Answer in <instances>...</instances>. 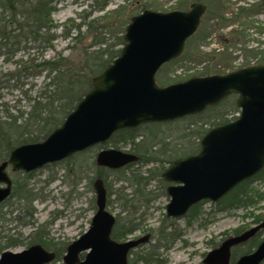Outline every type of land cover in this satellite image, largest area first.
I'll use <instances>...</instances> for the list:
<instances>
[{
    "label": "water",
    "instance_id": "obj_1",
    "mask_svg": "<svg viewBox=\"0 0 264 264\" xmlns=\"http://www.w3.org/2000/svg\"><path fill=\"white\" fill-rule=\"evenodd\" d=\"M206 11L202 2L187 10L144 9L127 23L119 54L92 79L91 88L62 123L43 140L22 143L0 162V203L12 186L7 172H30L60 161L76 152L104 143L118 129L148 122H165L202 112L230 94H236L239 115L203 134L200 150L176 158L162 172L170 184L165 205L168 217L179 218L202 200L217 202L242 181L264 169V64L240 67L225 73L191 76L159 85L158 69L180 56L185 41L199 27ZM137 160L131 152L102 148L95 156L98 165L118 169ZM96 210L89 227L71 241L62 256L63 264H127L130 250L149 240L144 234L117 241L111 237L115 216L106 209V189L101 179L94 184ZM264 229V220L239 234L224 238L208 250L202 264H230L231 248ZM83 256L80 257V254ZM55 253L40 244L19 251L0 253V264H48ZM264 237L250 253L233 264H263Z\"/></svg>",
    "mask_w": 264,
    "mask_h": 264
},
{
    "label": "trees",
    "instance_id": "obj_2",
    "mask_svg": "<svg viewBox=\"0 0 264 264\" xmlns=\"http://www.w3.org/2000/svg\"><path fill=\"white\" fill-rule=\"evenodd\" d=\"M60 0H0V56L4 60H11L19 50L27 51L36 47L40 53L48 49H53V41L57 37L70 39L71 44L68 46L70 52L63 54V52H56L52 57L39 58L35 60L28 55L25 59L20 57L15 60V68L10 72L0 73V86L12 82L11 87H19L21 79H26L29 75L43 74V83L39 91L34 96H29L24 92L29 101V109L17 110L16 114H12L7 107L0 111V162L6 160L9 152L15 146L22 143L36 142L44 139L53 129L59 126L64 120L65 116L75 107L81 100L84 94L91 88L92 79L94 76L102 72L112 60L119 54L121 47L124 44L123 33L130 18L137 13L135 6L129 4L119 5L111 12H106L102 15L91 16V11L86 14L79 15V20L67 18L64 22L56 24L52 18V12L55 10L56 3ZM94 6L92 12L102 11L108 5L109 0H92ZM192 2H202L206 5V12L203 18L206 21H212L209 28L205 31H196L185 41V46L190 40L198 39L205 40L210 30L219 31L228 25L239 22L240 29H231L227 32L229 38H221L222 50L216 51L215 49L203 52L198 49L196 57L199 61L206 60L205 67L197 74H191L180 80L166 81L158 79L157 73L155 80L159 85H166L176 81L185 80L191 76H204L215 73H225L233 70L231 67L225 70L212 66L218 58L224 54V50L239 42H246L248 39V29L255 28L257 32L262 31L259 25L252 24L250 17L255 13V10L264 8V0L251 3L248 6L239 5L236 10H233L235 3L231 0H176L175 4L169 9H161V7L153 6V10L168 11L173 9L187 10ZM143 7V6H142ZM259 7V8H258ZM145 7L142 8V10ZM117 16V21H111V18ZM116 18V17H115ZM60 27V30L58 29ZM59 32H56V30ZM202 32V33H201ZM184 46V47H185ZM186 50V49H185ZM254 54H260L256 64H264L263 51H254ZM181 56V55H180ZM179 56V57H180ZM177 57L170 60L173 63L179 60ZM242 66L249 65L250 62L245 61ZM168 63V62H167ZM166 64V63H165ZM163 64V65H165ZM162 65V66H163ZM161 66V67H162ZM160 67V69H161ZM231 68V69H230ZM33 71V72H32ZM236 95V94H230ZM228 95L227 97H229ZM226 97V98H227ZM206 107L202 112L197 114L186 115L172 121L165 122H148L144 124H158L159 126H175L178 124L185 125V133L173 140V143H165L161 152L157 154L156 149L148 150L151 142L145 144L142 141H136L139 133L140 126L133 128H121L116 130L108 140L102 144H98L102 148L110 144L114 148H118L120 144L130 145L129 152L137 156V160L143 163L150 161L159 162L161 167L157 176L162 183L161 193L165 194L166 182L161 177V171L165 169L164 162L171 164L176 158L193 154L200 149V139L203 134L211 127L226 123L236 116L228 118L227 115L234 110L238 112L236 100L231 101L234 105L230 110L225 113L219 112L220 104ZM204 112L214 113L213 118L210 120L204 117ZM203 116V117H202ZM209 125V126H206ZM179 138H181L179 140ZM182 140V141H181ZM196 140V141H195ZM94 146L85 149H93ZM76 152L72 156L67 157L58 162H66L69 167L71 158L82 156L84 151ZM96 155V154H95ZM135 161V162H136ZM57 163V162H56ZM91 165L94 168V177L100 178L106 188L107 199L106 204L110 201V196L115 193L118 194V189H112L108 180L111 174L116 175L114 179L126 180L130 184H138L140 194H143L142 186H146L148 179H151L153 174L149 176L138 178L132 176H122L126 169H131L132 163L127 164L119 169H108L99 166L95 161V156H91ZM75 166L72 165L71 169ZM18 173H23L19 176ZM31 172L14 171L16 177L12 180V188L9 196L0 203V223L15 222V225L34 224L33 219L35 208L32 203L39 199L40 196L37 192L29 187L28 179ZM73 175L75 171L72 172ZM264 180V169L252 178L242 181L234 187L228 194L219 200V204L223 203L224 208H243L253 206L257 203L264 194L259 191H253L250 184L254 180ZM143 185L141 186V184ZM115 190V191H114ZM121 203V212H125V216L120 213L115 216V222L111 230V237L115 240H125L129 234L142 228L140 217L136 216L137 207L133 206L134 201L137 200L136 195L133 198H127L123 194H118L117 198ZM147 199V198H145ZM204 201L194 204L186 213L187 220L196 217L200 212V205ZM5 207V209H4ZM93 209H96L92 205ZM4 209V210H3ZM262 215H255L252 223L257 224L264 218ZM164 221L155 230L148 228L153 232L152 236L155 238L153 243L148 245L144 250L134 251L131 250L128 257L127 264H163L164 259H161L158 249L163 247L167 249L179 236L174 229L166 232L167 225L172 221L168 217H164ZM169 220V221H168ZM50 222L40 224L36 230L28 235V244H40L45 249L51 250L55 253L54 259L48 264H62V256L66 251L67 243L53 242L48 239V232L45 227ZM16 226V227H17ZM250 227L240 226L234 228L232 235L239 234ZM263 229H259L247 241L237 244L231 248L230 264H233L236 259L245 253H250L262 240ZM227 235L226 232L222 233ZM228 236V235H227ZM224 239V238H223ZM222 239V240H223ZM212 248L217 246L213 242ZM22 244V234L16 233L11 235L2 234L0 230V253L8 248L17 247ZM202 264V262L200 263Z\"/></svg>",
    "mask_w": 264,
    "mask_h": 264
},
{
    "label": "rangeland",
    "instance_id": "obj_3",
    "mask_svg": "<svg viewBox=\"0 0 264 264\" xmlns=\"http://www.w3.org/2000/svg\"><path fill=\"white\" fill-rule=\"evenodd\" d=\"M231 1L235 3L234 6H236L233 7V10H236L239 5L248 6L260 0ZM175 2L176 0H109L104 10L92 12L94 6L92 0H60L56 3L55 10L52 12V18L56 24L64 22L67 18H73L78 21L79 15L86 14V12L91 11L90 17H93L111 12L119 5L125 4H129L132 7L135 6L138 14L142 11L143 7L152 10L153 6L161 7V9H169ZM115 17L111 18V21H117L118 17ZM250 19L253 21L252 24L255 26L259 25L262 31L257 32L255 28L250 27L247 31L248 39L246 42H239L232 46L229 45V47L224 50V54H222L216 62L212 63V66L225 70L229 69V67L236 69L246 63L245 61L251 64L258 60L260 54H254L253 50L256 52L263 51L264 54V8L255 10V13H253ZM210 24H212V21H206L202 16L197 30H207ZM231 27L240 29L239 22L228 25L219 31L210 30V33L203 41H200L198 37L190 40L184 47L179 57L180 59L176 62H168L163 65L157 73V78L166 81H175L188 75L199 73L205 67L207 61H199L196 57V51L198 49L203 52H208L213 49L221 51L223 47L220 39L229 38L227 32ZM58 29L60 30V27ZM58 29L56 32H59ZM52 44L53 49H48L43 53H40V51L34 47L29 49L28 53L27 51L19 50L11 60L6 61L0 56V73L3 74L12 71L15 68L14 61L20 57L25 59L29 55L30 58L38 60L41 57H52L56 52H63V54H68L70 52L68 49V46L71 44L70 39L57 37ZM21 81L23 85L19 82V87H11L10 85L12 82L0 86V111L4 106L7 107L12 114H16L17 110L27 111L29 109V101L24 92L29 96L36 95L43 83V74L29 75L26 79H21ZM236 99L237 95H230L225 98L220 104L219 112L225 113L227 110L235 107L231 105V101ZM3 112L4 111H1V114ZM238 113L239 109L238 112L231 110L227 117L232 118L237 116ZM203 116L211 120L214 113L204 112ZM185 131V125L182 123L169 127L163 125L159 126L158 124H143L140 126L139 131L141 136H138L136 141L143 140L142 142L145 144L151 142L148 146V150L156 149L157 154H159L165 143L170 142L172 144L173 140L181 134H184ZM180 139L181 138H179V140ZM95 146L96 147L93 149H89L88 151L85 150L82 156L71 158L69 167L66 162H57L45 165L30 173L31 176L28 179V185L33 191L38 193L41 200L37 199L32 203L35 208L33 216L35 221L34 224L17 226L15 222L5 223L4 225L0 223L2 234L11 235L17 232L22 234V244L17 247L9 248L10 250L19 251L26 248L29 245L28 235L36 230L38 225L45 224L46 222H50L45 227V231L48 232V239L57 243L65 242L68 244L87 230L90 219L95 211L92 207V205L95 206V191L91 182L94 177V168L90 166V161L91 156H95L96 152L102 148L98 145ZM110 147L112 146L107 144L103 148ZM129 148L130 145L128 144H120L118 147L119 150L125 152L130 151ZM72 165L75 166L73 169H71ZM163 165L167 167L169 164L164 162ZM160 167L161 165L159 162L150 161L148 163H143L138 160L132 163L131 169H126L122 174V176H132L133 172V176L136 178L153 174L151 175L152 178L148 179L149 181L146 186L143 187V183L141 184L143 194H140V187L136 183L130 184L123 179H114L116 176L114 174L108 177L112 189H118V194H123V196L131 199L136 195L137 200L132 201H134L133 206L137 207L136 216L140 217L139 221L141 222L142 228L129 234L127 239L137 238L147 233L150 235L149 241L136 248V251L144 250L155 240L152 236L153 232L147 230L148 228L155 230L163 221L167 223L164 217H166L165 205L169 197L166 193H161L162 183L157 176L158 171L161 170ZM7 171L11 179L18 174L19 176L23 174L18 173L15 175L10 167L7 168ZM73 171H75L76 175H73ZM250 188H252L253 191H259L264 194V180H254L250 184ZM118 194L113 193L110 196V201L106 209L114 216L119 213L125 216L126 213L121 212L122 206L117 199ZM223 205V203L219 204V202L204 201L200 205L199 214L189 219V221L186 216L175 219L168 218L172 221L168 220L170 223L167 225L165 231L170 232L174 229L176 233H179V236L167 249L163 247L158 249L161 259L165 260L163 264H200L206 252L212 248L210 242L218 245L227 235H232L231 231L234 228L240 226L252 227L255 225L252 223L255 215H262V218H264V196L253 206H249L246 209H223ZM224 232H226L227 235H223L222 233ZM262 235L264 237V230ZM56 264H59V262Z\"/></svg>",
    "mask_w": 264,
    "mask_h": 264
},
{
    "label": "flooded vegetation",
    "instance_id": "obj_4",
    "mask_svg": "<svg viewBox=\"0 0 264 264\" xmlns=\"http://www.w3.org/2000/svg\"><path fill=\"white\" fill-rule=\"evenodd\" d=\"M170 183L166 182V187L169 185Z\"/></svg>",
    "mask_w": 264,
    "mask_h": 264
}]
</instances>
